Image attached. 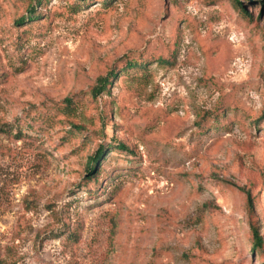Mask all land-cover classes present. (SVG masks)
<instances>
[{"label":"rangeland","instance_id":"obj_1","mask_svg":"<svg viewBox=\"0 0 264 264\" xmlns=\"http://www.w3.org/2000/svg\"><path fill=\"white\" fill-rule=\"evenodd\" d=\"M240 1L251 17L233 0H45L19 24L31 0H0L1 264L262 263L264 0ZM129 60L144 79L121 75ZM117 142L131 151L108 148L89 180Z\"/></svg>","mask_w":264,"mask_h":264},{"label":"trees","instance_id":"obj_2","mask_svg":"<svg viewBox=\"0 0 264 264\" xmlns=\"http://www.w3.org/2000/svg\"><path fill=\"white\" fill-rule=\"evenodd\" d=\"M234 4H236L238 10L243 13L245 16L247 17H251L250 14H248L247 9L245 7V5L243 4L242 1L240 0H233ZM45 2V0H31L30 5H29V13L28 16L26 17H21L20 19H18L17 23L19 24H24L26 21H33V20H37L39 19L38 16L40 14H38V12L36 11V5H42ZM103 2H105V5H109L111 0H103ZM161 63H166L163 62V60L160 61ZM149 64L148 61H137V60H129L126 63L125 68H123L121 71V75H125V74H129L130 71H132L133 73H139L138 77L139 79H144L146 77V72H147V65ZM116 74L114 71L109 72V75L102 77L99 79L98 85H96V87H94L93 89V93L94 95H97L98 93H102L107 91V87L111 85L112 83V79H114L116 77ZM65 104V108L66 109H72L75 107V103L71 98L65 99L64 101ZM259 122L264 123V111L263 114L261 115V117L259 118ZM214 126L217 125V120H215L213 122ZM80 129H82L81 127H79ZM113 151L114 149L120 150V151H126V152H130L131 150L124 144L121 142H117L116 144H114V146H107L104 147L102 145H100V147L98 148V150L95 152V154H93L87 161V170H88V174H89V180L93 177L96 169L98 168V166H100V163L102 162L104 155L106 153V150ZM247 194V209L248 212L250 214L253 213V206H254V202H253V198L251 197L249 191L246 192ZM251 237H252V249L253 250H262L263 246H264V239L262 238V235L260 234L259 228L257 225H255V223L251 222ZM1 264V263H0ZM261 264H264V260L262 261Z\"/></svg>","mask_w":264,"mask_h":264}]
</instances>
